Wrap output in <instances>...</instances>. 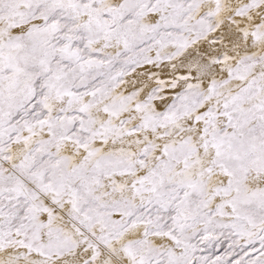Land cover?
<instances>
[{"label":"snow or ice","instance_id":"1","mask_svg":"<svg viewBox=\"0 0 264 264\" xmlns=\"http://www.w3.org/2000/svg\"><path fill=\"white\" fill-rule=\"evenodd\" d=\"M0 264H264V0H0Z\"/></svg>","mask_w":264,"mask_h":264}]
</instances>
